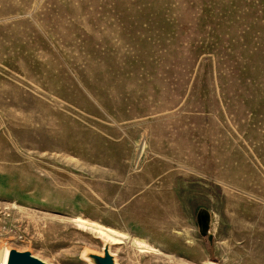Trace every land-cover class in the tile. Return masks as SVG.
Returning a JSON list of instances; mask_svg holds the SVG:
<instances>
[{"label": "rangeland", "instance_id": "1", "mask_svg": "<svg viewBox=\"0 0 264 264\" xmlns=\"http://www.w3.org/2000/svg\"><path fill=\"white\" fill-rule=\"evenodd\" d=\"M4 247L264 264V0H0Z\"/></svg>", "mask_w": 264, "mask_h": 264}, {"label": "bare ground", "instance_id": "2", "mask_svg": "<svg viewBox=\"0 0 264 264\" xmlns=\"http://www.w3.org/2000/svg\"><path fill=\"white\" fill-rule=\"evenodd\" d=\"M77 222L79 223L80 226L88 228L91 231H94V232H96V233H98V234H100V235H102V236H104L107 239L112 240V241L116 240L117 235L119 233L110 227H106L104 225H101V224L95 223V222L91 223V222H88L87 220H84L83 218H80V217L77 219ZM133 242L141 250H143V248H146L148 250L152 249V246L146 244V242H144L143 240H141L139 238H134ZM12 251H13L12 249L8 250V248H6V247L3 248V250L0 252V264H8L9 263V259H10V255H11Z\"/></svg>", "mask_w": 264, "mask_h": 264}, {"label": "water", "instance_id": "3", "mask_svg": "<svg viewBox=\"0 0 264 264\" xmlns=\"http://www.w3.org/2000/svg\"><path fill=\"white\" fill-rule=\"evenodd\" d=\"M8 264H45L40 260L34 258L29 253H20L12 251ZM101 264H111V258L108 256L101 260Z\"/></svg>", "mask_w": 264, "mask_h": 264}]
</instances>
